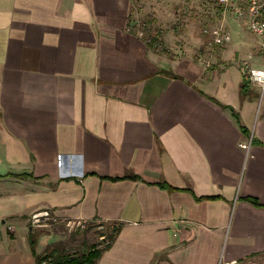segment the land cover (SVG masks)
Returning <instances> with one entry per match:
<instances>
[{
  "label": "crops",
  "instance_id": "1",
  "mask_svg": "<svg viewBox=\"0 0 264 264\" xmlns=\"http://www.w3.org/2000/svg\"><path fill=\"white\" fill-rule=\"evenodd\" d=\"M130 7L0 0V264H36L45 208L119 227L96 264H264L261 38L227 13L215 63L168 58Z\"/></svg>",
  "mask_w": 264,
  "mask_h": 264
},
{
  "label": "rangeland",
  "instance_id": "2",
  "mask_svg": "<svg viewBox=\"0 0 264 264\" xmlns=\"http://www.w3.org/2000/svg\"><path fill=\"white\" fill-rule=\"evenodd\" d=\"M130 4L132 27L164 57L190 59L200 64L215 63L220 57L217 52L227 41H212L213 31L223 28L231 32L228 18L222 19L207 0H130ZM240 23L238 31L231 32L233 40L243 41L250 47L256 45V36L246 23ZM256 53L255 48L244 54L245 71L251 61L252 66H259L260 55L251 58ZM48 211L49 215H40L37 224H31L34 225L32 237L39 233L50 236L48 241L51 242L43 251L55 246L65 253L78 254L86 252L91 245L101 247L114 224L99 219L60 220L53 211Z\"/></svg>",
  "mask_w": 264,
  "mask_h": 264
},
{
  "label": "built area",
  "instance_id": "3",
  "mask_svg": "<svg viewBox=\"0 0 264 264\" xmlns=\"http://www.w3.org/2000/svg\"><path fill=\"white\" fill-rule=\"evenodd\" d=\"M210 3L211 9L219 13L221 18H224L227 13H231L243 20L249 30L261 38V57L262 64L260 67H248L245 71V77L255 83L260 90L264 92V0H207ZM132 27V24H131ZM230 39L227 30L218 28L213 31L212 41L223 43ZM247 147V144H241ZM48 209L36 210L31 214L30 222L34 224L40 220V215H49ZM42 219V218H41ZM70 221L69 219H67ZM12 229L10 225L7 226Z\"/></svg>",
  "mask_w": 264,
  "mask_h": 264
},
{
  "label": "trees",
  "instance_id": "4",
  "mask_svg": "<svg viewBox=\"0 0 264 264\" xmlns=\"http://www.w3.org/2000/svg\"><path fill=\"white\" fill-rule=\"evenodd\" d=\"M243 85V84H242ZM135 177V176H132ZM115 179V178H114ZM161 187L172 189L173 187L166 183H159ZM251 200L258 204L257 200L251 198ZM119 227L113 224L111 231L107 235L106 242L98 247L91 245L86 252H80L78 254L65 253L57 247L45 250L43 253L36 255V264H96L101 254L111 245ZM29 242L33 244L34 240L30 237Z\"/></svg>",
  "mask_w": 264,
  "mask_h": 264
}]
</instances>
